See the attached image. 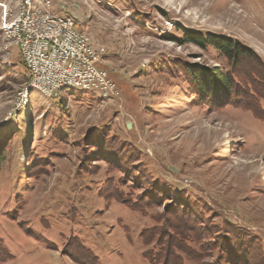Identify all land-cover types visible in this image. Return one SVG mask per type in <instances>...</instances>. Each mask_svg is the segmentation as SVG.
I'll return each instance as SVG.
<instances>
[{
    "label": "rangeland",
    "instance_id": "obj_1",
    "mask_svg": "<svg viewBox=\"0 0 264 264\" xmlns=\"http://www.w3.org/2000/svg\"><path fill=\"white\" fill-rule=\"evenodd\" d=\"M22 1L0 0V27L3 7L13 15ZM48 1L49 12L71 17L100 51L116 97L68 89L57 104L26 91L25 68L0 31V264H148L143 253L157 248L144 246L141 233L173 239L164 228L181 217V200L197 232L186 242L196 256L180 254L184 264H221L222 244L254 262L229 230L249 233L264 250V120L190 97L179 68L230 65L212 47L170 39L185 31L234 39L264 78V0ZM100 131L116 147H101ZM105 187L147 208L141 214L101 197Z\"/></svg>",
    "mask_w": 264,
    "mask_h": 264
},
{
    "label": "trees",
    "instance_id": "obj_2",
    "mask_svg": "<svg viewBox=\"0 0 264 264\" xmlns=\"http://www.w3.org/2000/svg\"><path fill=\"white\" fill-rule=\"evenodd\" d=\"M170 40H174L179 44L190 43L200 49L212 47L218 51L230 65V70L227 72H222L218 67L208 68L199 65H185L179 68L177 74L183 77L187 85V94L190 97H193L195 101H199V103L209 108H221L230 105L235 108L250 111L256 118L264 120V109L259 105L260 100L264 101V78L259 73L261 67L257 59L248 47L229 37L212 33L201 34L196 32L188 33L185 31L182 32L181 39L172 38ZM175 65L177 64L174 63L173 66ZM152 69L156 71L159 70V68L157 69L156 67ZM145 74L147 73L145 72ZM238 76L242 80H240ZM67 92L68 89H62L57 93L55 97L57 104H60V99L66 95ZM95 133L97 134L96 138L99 144H101V147L107 149L116 147L115 137H109L106 135L107 133H105V131ZM126 149L129 156H134L130 147ZM138 174H140L143 179L148 178V173L141 166L139 167ZM154 186L158 195L163 196L165 200L171 198L170 192L163 188L162 185L156 183ZM117 191L118 190L107 191V187H105L100 190V194L101 197L104 198L115 197L116 200H120L125 207L133 212L144 213V210L147 208L146 204L143 202L139 203L137 199L134 202L130 197L125 200L115 195ZM176 203L183 209V211L178 214L181 215V217H175L173 220L175 224L171 223L167 225L166 223L164 228L169 231V234L174 235L173 239H171L172 237H170V235L162 231L161 234L156 233L154 229L144 230L140 235L144 246L148 247L154 244V247L157 248L156 252L153 250H146L143 253V258L148 264H184L180 254H191L196 256L193 251L188 249L186 244L188 239H191L190 237H192V240L197 238V232L189 227V225L194 224V221H192L193 216L191 215H194V213L189 214V209L191 210L192 207H189L187 203H183L182 200ZM214 229V227H211V230ZM232 230L229 231L234 234V237L236 236V238L243 239V242L249 245L250 249L252 248L251 252H253L254 255V262L249 261V259H251L250 254H243V256L239 253V250L236 251L237 255L231 256L230 253H228L229 246L224 247V244H222L221 264H264V250L259 245L258 240L243 230H234V233ZM221 234L227 235L230 233L223 231ZM155 236L157 238L156 240ZM226 237L225 240L227 241L232 239L229 236ZM164 238H167V240L164 241ZM230 243H232V241H230Z\"/></svg>",
    "mask_w": 264,
    "mask_h": 264
},
{
    "label": "built area",
    "instance_id": "obj_3",
    "mask_svg": "<svg viewBox=\"0 0 264 264\" xmlns=\"http://www.w3.org/2000/svg\"><path fill=\"white\" fill-rule=\"evenodd\" d=\"M25 2L13 15L3 7L0 31L7 45L17 50L25 68L26 91L43 89L55 97L56 86L61 82L91 84L101 92H109V102L113 101L114 84L98 67L101 53L77 30L76 22L64 16V22L54 23L40 15V7L34 18L25 19ZM33 26H40V35L29 34V27ZM51 28H58V35H51Z\"/></svg>",
    "mask_w": 264,
    "mask_h": 264
},
{
    "label": "bare ground",
    "instance_id": "obj_4",
    "mask_svg": "<svg viewBox=\"0 0 264 264\" xmlns=\"http://www.w3.org/2000/svg\"><path fill=\"white\" fill-rule=\"evenodd\" d=\"M22 3L19 5L21 7ZM40 7V15L46 18H49L54 23H62L64 22V17L57 16L48 11L50 9V2L48 0H42L39 5L34 4L33 0H26L24 5V15L25 19H32L37 15V10ZM29 34L32 35H40V26L29 27ZM51 35H58V28H51ZM62 89H78L82 91H91L96 93L99 98L107 100L110 99L109 92H101L100 90L95 89L91 84H80V83H68L61 82L60 85L56 86V94ZM39 93L43 97H53L48 92L43 89H28Z\"/></svg>",
    "mask_w": 264,
    "mask_h": 264
},
{
    "label": "crops",
    "instance_id": "obj_5",
    "mask_svg": "<svg viewBox=\"0 0 264 264\" xmlns=\"http://www.w3.org/2000/svg\"><path fill=\"white\" fill-rule=\"evenodd\" d=\"M77 28V30H79V28L78 27H76Z\"/></svg>",
    "mask_w": 264,
    "mask_h": 264
}]
</instances>
